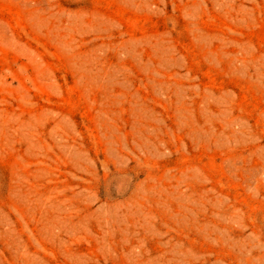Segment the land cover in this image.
Here are the masks:
<instances>
[{
	"label": "rangeland",
	"instance_id": "374dc122",
	"mask_svg": "<svg viewBox=\"0 0 264 264\" xmlns=\"http://www.w3.org/2000/svg\"><path fill=\"white\" fill-rule=\"evenodd\" d=\"M0 264H264V0H0Z\"/></svg>",
	"mask_w": 264,
	"mask_h": 264
},
{
	"label": "bare ground",
	"instance_id": "6f19581e",
	"mask_svg": "<svg viewBox=\"0 0 264 264\" xmlns=\"http://www.w3.org/2000/svg\"><path fill=\"white\" fill-rule=\"evenodd\" d=\"M120 130H121V128H118V131H120ZM111 136L120 137L118 135L117 131H115V130L109 128V127L102 128L101 130L100 129L98 130V137H101V138L103 137V138H108L109 139ZM134 151H135V149H134ZM147 154H148V151H147ZM107 160H108V157H107Z\"/></svg>",
	"mask_w": 264,
	"mask_h": 264
}]
</instances>
